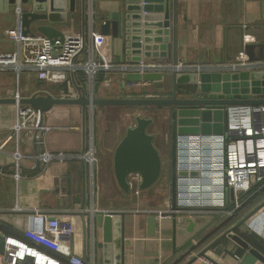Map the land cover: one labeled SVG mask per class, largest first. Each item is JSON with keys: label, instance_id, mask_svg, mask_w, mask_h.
<instances>
[{"label": "crops", "instance_id": "0c3cea01", "mask_svg": "<svg viewBox=\"0 0 264 264\" xmlns=\"http://www.w3.org/2000/svg\"><path fill=\"white\" fill-rule=\"evenodd\" d=\"M123 3L124 0H75L72 10L70 0H57L58 6H65V10L55 12L54 21L33 23L31 33L40 34L37 31L40 24L51 25L64 33L82 35L88 48L91 32L102 34L104 20L114 12H121ZM19 4L20 1L15 5L8 4L6 8L0 5V53H11L17 49L14 34L18 26L16 10ZM170 4L172 40L174 0ZM175 4L178 61L216 63L234 59L247 51L252 57L262 59L264 0H175ZM20 6L24 10L28 8L22 4ZM245 38L252 41L245 43ZM104 40L108 47L106 51H111L115 60L118 56L120 61L134 57L125 53L123 34L119 37L105 36ZM246 44H255L256 47L249 50ZM256 72L259 76L264 75V69ZM24 76L28 80L26 83L23 82ZM169 76H172L173 86L174 74ZM106 77L112 87L114 80L118 79L125 90L163 82L127 86L122 82V76L103 73L98 75L96 81L100 84L99 92L112 88L103 89L102 82ZM41 82L32 71H23L20 75L11 70L0 71V98H14L17 91L22 98L37 93L59 97L62 88L78 90L77 86L90 96V87L83 74L77 76V83L73 80L72 84L64 85L45 82L48 86L56 85L59 88L57 93L42 88ZM71 106L75 107L74 112L69 107L56 105L44 114L43 123L51 129L47 132L46 145L42 148V145L35 147L36 130L31 126L16 132V104H0V243L10 237L34 244L29 231L42 228V214H52L72 223L74 233L67 241L72 253L93 259L95 264H187L217 239L220 240L205 256L212 264H264L249 249L230 237L231 233L240 235L251 248L264 255V209L248 219L246 227L240 230L236 229L238 224L228 227L232 217L213 208L186 213L181 211L175 218L172 214L171 166L169 194L162 202L147 201L146 195L152 193L156 183L140 189L141 180L135 182L129 192L123 190L116 179L114 155L132 125L124 130L116 128L114 136L108 137L113 123L103 121L105 117L92 121L88 115L91 111L89 107L84 111L81 106ZM91 128H94V132ZM92 135L97 143L95 152L99 153L94 165L83 156L92 147ZM44 149L56 157L47 166L42 164L39 170H33ZM16 153L21 156L19 179L15 177ZM205 182L206 177H202L196 185H189L202 191ZM227 195L230 201L232 196L229 191ZM109 213L114 214L112 237H119L120 242L116 248H111L112 251L108 253L110 257L106 258L107 253L98 244H103L104 221ZM152 216L156 218V230L154 235H149L148 220ZM255 218L261 221L259 225ZM188 219L196 223L192 232L187 230L190 225ZM110 244L113 245V242ZM42 249L63 262L69 258L66 251ZM24 263L32 264V259L28 258L21 264ZM0 264L8 263L0 258ZM192 264L209 263L198 258Z\"/></svg>", "mask_w": 264, "mask_h": 264}, {"label": "water", "instance_id": "95a60500", "mask_svg": "<svg viewBox=\"0 0 264 264\" xmlns=\"http://www.w3.org/2000/svg\"><path fill=\"white\" fill-rule=\"evenodd\" d=\"M20 4L28 6L26 10L22 8V19L25 32L31 33V25L39 21H54L55 12L64 11L65 6L59 7L57 0H0V5L4 8L8 4ZM171 0H124L121 12L112 13L101 25V33L105 36L125 37L124 50L129 56L128 60L139 61L143 56L147 58H164L177 61L176 45V4H173V41L171 40ZM71 8L74 10L75 0H70ZM22 7V6H21ZM37 31L56 43L65 39L64 31L51 25L40 24ZM247 45V44H246ZM253 50L256 45L246 46ZM264 58V45H261ZM245 48V44H244ZM249 59L261 60L252 57L246 52ZM116 62H120V57H116ZM127 86L135 83H153L164 80L161 73H127L121 78ZM80 94L77 98H61L52 94H34L31 97L22 98L21 104L30 105L38 110L41 115L40 125L44 120V114L56 105H78L94 109L96 106H155L158 108L173 107L172 110V151H171V180H172V208L174 211H197L204 210L199 207L178 206V190L181 188L188 190L189 184L196 185L199 179L206 177L209 182L210 177H216V183H222L220 179L223 175L221 171H211L212 162L222 161L221 157L211 158V149L208 148V141L212 135L216 140L221 141V135L228 127L227 107L237 106H258L264 105V75L259 76L254 72H205L200 76L197 74H174V92L170 98L153 97H111L101 98L87 96L85 90L77 86ZM179 91L184 93L179 97ZM263 96V97H256ZM15 98H0V104H16ZM153 124L152 118L137 116L136 125L128 128L126 135L118 144L114 155L115 175L119 186L129 192V178L132 174H139L142 178L140 189H146L154 185L161 176L163 160L160 151L156 147L155 135L149 132V127ZM39 129H36L35 136ZM35 147H38L35 138ZM39 155V151L36 150ZM36 167L39 170L42 162L37 158ZM191 166V167H189ZM216 169L221 168V164H216ZM184 182L183 187L179 183ZM193 190L197 188L192 186ZM209 189L208 186L204 187ZM226 190L233 195V190L226 187ZM264 209V202L250 213L242 223H245L252 216ZM175 218L177 213H173ZM196 214V212H195ZM114 214L109 213L105 217L103 227V244H98L107 253L112 251L120 242L119 237H112V221ZM190 223L188 231L192 232L195 222L188 219ZM119 226V224H117ZM119 227H117V230ZM149 235H154L156 230V218L150 217L148 220ZM119 232V231H118ZM230 237L249 249L257 258L264 262V255L257 249L250 247L249 243L238 234H230ZM220 239L212 242L208 247L199 252L187 264H192L199 257L207 256V252L216 245ZM113 242V245L110 244ZM5 252V241L0 243V253ZM28 264V263H24Z\"/></svg>", "mask_w": 264, "mask_h": 264}, {"label": "built area", "instance_id": "2783aa9c", "mask_svg": "<svg viewBox=\"0 0 264 264\" xmlns=\"http://www.w3.org/2000/svg\"><path fill=\"white\" fill-rule=\"evenodd\" d=\"M16 12L18 26L14 38L17 49L11 53H0V71L11 70L17 75L23 71H32L37 74L39 80L58 85L72 84V80L77 83V76L83 74L89 84L91 98L95 97L94 87L98 75L103 73L111 76H124L127 73L142 75L147 73L163 75L166 73H193L200 76L205 72H254L264 69V59L251 60L245 52L234 59L216 63H188L144 56L139 61L127 59L116 62L111 51H104L100 47L101 43L105 42V35L91 32L88 48H86L85 37L74 32L65 33L63 42L53 43L51 39L41 33H26L20 4L17 6ZM244 40L245 43L252 41L248 38ZM102 87L110 89L111 81L108 78L103 80ZM79 94V91L73 88L68 90L62 88L59 97L77 98ZM14 98L17 101V118L14 126L16 132L30 126L35 130L39 129L35 138L38 145H42L43 148L46 145L47 132L51 127L44 123L40 125L41 115L38 110L30 105L20 103L22 96L19 91L16 92ZM91 111L94 109L91 108ZM227 111L228 127L221 135L222 140L215 139L220 135H212L208 141V148L212 151L210 157L222 158V161L218 162L221 164V168L216 169L215 166L218 163L215 162H212L211 167L212 172L221 171L223 173L220 178L222 183H216V177L213 176L208 178L209 182L204 184L202 191L193 190L190 185L187 191L180 188L178 190V206L213 208L234 217L242 208L245 197L264 188V105L229 106ZM83 156L91 165L95 164L96 158L92 149L84 153ZM55 157L56 155L47 149H44L40 154L44 166H47ZM20 158V154L16 153L17 172L15 177L17 179L21 177ZM141 180L139 174H133L132 179L129 180L130 186ZM183 186L184 182L179 183V187ZM205 186H208L209 189L205 190ZM226 187L233 190L230 201ZM172 212L180 211L173 210ZM73 233L74 228L70 221H64L57 215L42 214V228L37 231H29L34 244L9 237L5 239V252L4 254L0 253V258L8 264H21L28 258L32 259V264H95L93 259H86L72 253L70 243L67 241L70 240L69 237ZM42 247L53 251H66L69 258L63 262L47 253ZM199 258L212 264L206 257Z\"/></svg>", "mask_w": 264, "mask_h": 264}, {"label": "rangeland", "instance_id": "374dc122", "mask_svg": "<svg viewBox=\"0 0 264 264\" xmlns=\"http://www.w3.org/2000/svg\"><path fill=\"white\" fill-rule=\"evenodd\" d=\"M92 4V1L91 3ZM90 6V7H89ZM88 7L91 11V5ZM107 42H102L100 47L104 51L108 49ZM103 52V51H102ZM171 73H166L164 75V80L161 83L154 84L153 86H142L137 88H132L127 90L121 87V82L118 79L114 80L113 87L108 91L99 90L100 84H95V97L101 98H111V97H153V98H170L173 95L174 88L172 86V81L169 76ZM108 78V77H106ZM28 80L26 76L23 77V82L26 83ZM42 83V88L47 89L50 92L57 93L59 92V88L56 85L48 86L45 82ZM99 92V93H98ZM179 97H183L184 93L179 91ZM69 107L72 109L71 112H74L75 107L71 105H62ZM72 107V108H71ZM172 110L173 107H163L158 108L155 106H96L94 111H90L88 115L90 119H99L101 117H105L103 121L107 123H113L112 132L108 137L114 136V131L117 129L124 130L129 127H134L136 125V118L137 116L147 117L153 119V124L149 127V132L155 135V145L157 146L158 150L161 153L162 160H163V169L160 178L156 182L155 187L152 189V193H148L146 195L147 201H155V202H162V200L169 194V186H170V166H171V151H172ZM108 124V125H109ZM110 129V128H109ZM92 132H94V128H91ZM95 139L93 140V135L91 139V146L90 149L87 151H91L94 153L97 162V156H99L98 152H95L96 146ZM254 193L251 194V196ZM264 201V193L260 194L256 200H254L250 205L244 207L238 214L232 217L231 223L228 224V227L242 221L247 215L250 214L257 206H259ZM199 207V206H196ZM205 207V206H204ZM201 208V207H200ZM256 219V218H255ZM257 220V219H256ZM261 221L257 220L256 224H260ZM263 224V223H262ZM227 227V228H228ZM254 227V226H253ZM264 231V224L262 227ZM264 236V232L262 234Z\"/></svg>", "mask_w": 264, "mask_h": 264}, {"label": "trees", "instance_id": "16d2710c", "mask_svg": "<svg viewBox=\"0 0 264 264\" xmlns=\"http://www.w3.org/2000/svg\"><path fill=\"white\" fill-rule=\"evenodd\" d=\"M157 147V146H156ZM262 193H264V188L262 189V190H260V191H258V192H256V193H254L252 196L250 195V196H248V197H245L244 198V203H243V206H242V208L239 210V212L244 208V207H246V206H248V205H250L254 200H256V198L260 195V194H262ZM238 212V213H239ZM237 213V214H238ZM239 225L236 229L237 230H240V229H243V228H245L246 227V223H241V221H239L238 223H236L235 225ZM205 240V239H204Z\"/></svg>", "mask_w": 264, "mask_h": 264}]
</instances>
